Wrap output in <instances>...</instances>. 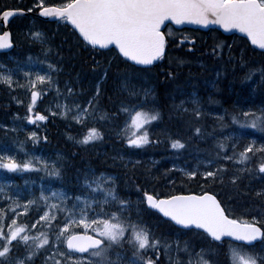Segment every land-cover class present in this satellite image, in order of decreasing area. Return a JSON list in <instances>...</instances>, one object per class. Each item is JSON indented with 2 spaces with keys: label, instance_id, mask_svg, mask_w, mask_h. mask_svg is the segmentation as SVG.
<instances>
[{
  "label": "snow or ice",
  "instance_id": "1",
  "mask_svg": "<svg viewBox=\"0 0 264 264\" xmlns=\"http://www.w3.org/2000/svg\"><path fill=\"white\" fill-rule=\"evenodd\" d=\"M34 7L38 8L45 17H57L60 21L70 23L73 34L78 33L77 39L82 38L80 42L91 45L94 50L97 46L100 49L114 46L117 59L126 58L125 63L132 61L136 65H152L153 61L159 60L166 54L168 40L166 33L161 30L165 21H173L177 25L184 22L219 25L225 31L235 29L245 34L252 45L264 49V0H62L61 3L37 0ZM25 10L24 8L0 10V23L7 22L10 17L14 18L16 14H22ZM31 10L27 9V11ZM31 36L41 39L42 33L32 32ZM11 44L10 33L0 32V49L7 48ZM219 47L220 44H217L212 49L213 55H220L216 51ZM44 50L48 51L47 48ZM42 63L48 65L47 71L24 73L27 78L25 85L14 82L12 75L0 72V83L10 88L26 86L30 90L28 114L24 119L31 123L48 119L41 112L33 114L34 106L38 97L55 86L51 72L57 68V65L48 63L47 60ZM94 63L98 64V62ZM109 68L110 63L103 66L104 75L97 81L95 92L87 99V103L83 107L80 104L72 105L76 109L75 115L71 116L72 120L84 124L85 120L82 117L96 118L102 96L100 84L107 76ZM248 78L249 76L246 75L245 79ZM124 89L127 90V83L124 84ZM72 92L73 89L68 87L67 93ZM60 95L61 90L57 87V101ZM128 96L136 99L121 100L115 112H100V120L112 122L123 115L124 128L120 131L124 133L128 130L124 142L129 146L140 147L150 143V127L153 121L162 118L161 110L155 102V94L150 89H144L142 94L132 90L128 92ZM17 103L20 101L18 100ZM192 103L196 107L191 111L199 118L201 111L198 99L193 98ZM183 104L184 102L181 101L180 105L174 107L181 108ZM56 108L54 115L68 118L71 109L67 104L57 102ZM48 110L52 111L51 107ZM184 111L188 110L184 109ZM242 117L241 119V114H232V120L240 125L242 130L251 128L264 133V107L249 108L242 113ZM201 131L199 126L194 127L196 134H201ZM245 135L254 136V133L245 132ZM27 136L31 138L33 144L41 139L36 131L28 132ZM69 138H73L71 134ZM44 139L46 140L47 137ZM102 139L103 133L93 126L88 127L87 132L77 139L76 143L88 146L90 142ZM169 139L172 148L184 147L181 139L171 137ZM230 139L233 137L218 139L217 148H226L228 146L226 141ZM261 139L264 140V137ZM23 144L24 141H21L17 147L27 158L23 159V162H18L15 156L6 152L0 153V169L11 172L39 168L50 176L61 175V168L56 167L55 162L49 169L48 161L29 155L27 150L23 149ZM231 146L236 149V144ZM220 155L221 153L217 151V156ZM223 159L225 161L235 159L240 163L258 160L256 166L260 173H264V142L257 143L256 139H251L243 145L242 150L234 151L232 156L224 154ZM204 163L210 168L214 161L206 160ZM216 163L217 167L212 170L200 171L197 167L182 171L189 178L203 176L208 178L207 182L214 183L217 179L223 181L226 165L218 161ZM239 171L243 172L244 169L241 168ZM105 175L100 174V176ZM237 178V175L233 174L231 181L235 183ZM107 181L110 183L106 184L96 176L91 181L85 177L83 184L100 198L89 199V194L77 195L73 198L71 207L67 204V195L57 190L45 194L42 189L38 197L22 201L8 197L12 202L5 203L4 207L0 208V264H34V258L42 249L46 250V246L52 248L56 244H66L67 249L64 251L56 249L49 253L44 257V264H48L49 260H52L53 264H158L163 242L147 227L140 212L134 210L138 209L139 205H133L128 199L119 197L114 177L108 175ZM4 193V187L0 186V199L4 198ZM256 195H264V190L258 191ZM52 200L56 202L52 203ZM144 200L152 209L158 210L164 217L174 221L175 225L183 226L185 231L193 235L210 237V244L219 242V246H222L225 238H232L225 252L226 256L230 255L231 264H264V219L259 218L264 213L232 218L226 213L221 200L211 190H202L200 194L177 192L159 197L144 191L141 203ZM40 201L44 204V210L42 215L38 214V218L49 232L55 230L54 239L44 232H36L30 236L28 225L18 224L19 213L13 214L14 210L19 208L29 212ZM94 204L97 205L96 208L91 207ZM105 205H111L115 211H106ZM5 208L8 209L7 213ZM53 221L56 223L53 224ZM81 226L82 230H80ZM32 227L35 228V224ZM255 242L261 244L259 251L255 250ZM21 245H23L22 250H20ZM126 245L132 249V254L125 262L123 251L126 250ZM163 248L166 255L171 251L169 243H163ZM73 249L76 251H68ZM248 249L252 251L249 252ZM177 251H180L179 241H177ZM183 251L187 253L188 260L184 261L179 256L175 258L169 256L171 264H221L217 258L220 253L211 246L196 248L195 245L189 247L186 243ZM56 255L60 259H53ZM113 255L116 257L115 260L112 258Z\"/></svg>",
  "mask_w": 264,
  "mask_h": 264
},
{
  "label": "trees",
  "instance_id": "2",
  "mask_svg": "<svg viewBox=\"0 0 264 264\" xmlns=\"http://www.w3.org/2000/svg\"><path fill=\"white\" fill-rule=\"evenodd\" d=\"M33 2L34 0H0V10L8 8H24L27 10L34 7ZM61 2L62 0H46V3ZM37 10L38 8L35 7L34 11L37 12ZM30 28L33 32L39 31L42 33V36L41 39L34 38L38 44L34 43V47L28 48L26 45H29V43H24L20 37H25V30L29 32ZM11 31L14 36L13 38L16 46L15 51L11 56L0 55V69L3 66L11 67L4 62L5 57H8L9 59L12 57L13 61L19 65L22 64L21 66L31 65L33 62H37L47 69L48 65L42 63V61H45L42 59L49 58L47 60L48 63L57 65V68L52 70V74L56 78L58 88L59 83L63 81L65 82L67 79V81L73 82V97L76 95L77 89L87 81L91 84V88L88 89V96L90 97L93 95L97 81L102 75H104L102 71L103 66L110 63L107 76L100 84L102 96L99 100V112L96 113V125L84 123L81 125L82 128L79 129H77L78 125L71 126L72 130L75 129L73 131H76L77 135H84L87 132L88 127L95 126L103 133V139L101 141L90 142L88 146L77 144L76 139H79L78 137L72 139L69 138V126L53 124L54 121L59 122V120L54 119L57 117L53 116V118L49 117L46 120V124L39 123V126H37V133L41 139L38 143L34 144V148L35 150L48 148L49 151H56L58 149L66 151L64 164L60 168H65V171L67 172L75 170V178L72 179L70 183H67L69 175L61 173L59 177L62 185L61 187H63L69 194L72 193V195L76 194L78 191L76 189H78V186H81L82 182L79 181L84 173H86L85 171L90 172L92 169H95L94 172H96V174L88 176L90 180H92L94 176L98 177L103 171L113 174L119 197L128 199L133 205H139L141 217L147 227L149 229L152 228L151 231L163 243H169L170 245L171 251L166 255L163 243L161 244L158 264H171L169 256H172L174 249L176 248L175 243L176 240H178L176 237L179 230L173 227L170 223L162 221L159 216L149 211L145 206V202L144 204L141 203L144 191H148L159 197L162 195L176 194L177 192H196L197 194H200L202 190H211L213 194L217 195L218 199L221 200L226 213L232 216V218H240L242 216L250 217V215L264 213V195H256V190H264V186L262 185L264 182V173H260L256 166L259 161L254 159L251 162L240 163L235 161V159L228 161L223 159L224 154L232 156L234 151L238 152L242 150L243 145L249 140L256 139L257 143H260L261 138L264 137V133H260L256 129L246 128L242 130L241 126L234 123L232 120V114L236 113L234 110L235 106L238 107L237 114H241V119L243 117L242 113L239 111L240 107L244 105L254 107L252 109L264 107V54L253 50L245 39L238 37L227 38L217 31L201 33L189 30L177 31L168 28L166 31L168 39L166 56L154 67L150 69H140L132 66L128 62L125 63L121 57L117 59L114 50L101 52L81 43V40L77 39V34H73L72 28L66 21L49 24L30 17L18 18L12 24ZM28 40L31 41L30 38ZM41 41L45 43H42ZM217 44H220V47L216 49V51L220 53L218 56L212 54V49ZM45 48L48 49L47 52H45ZM30 54H34L36 57H29ZM19 57L28 59L26 61H20ZM66 58H68V61H65ZM69 61L71 62L69 63ZM180 61H183V63H180ZM94 62H98V64ZM69 66L70 77L65 76L63 72L65 67ZM209 74L210 77L206 82L205 87V84H203L204 77ZM246 75L249 76L248 79H245ZM125 83H127V90L124 89ZM144 89H150L151 92L155 94V102L161 110L162 118L158 121H154L153 125L150 127V143L140 147H132L124 142L125 134H122L121 138H116V134L120 128L124 126V124L121 123L124 120V116L120 115L118 119L108 122L106 120L101 121L99 113L101 111L103 112V109L110 113L115 112L121 100L134 101L136 99L128 96L129 91L135 90L142 94ZM3 91H7L9 94L15 93L14 87L10 88L5 84L0 83V93ZM55 91V87L49 89V94L46 96L47 101ZM194 93L196 94V99L199 101V105L207 110L213 109L212 113H216L219 116L218 119L214 120L212 117L208 119L205 114H201V116L197 118L194 116V113L181 109L182 107H185L186 104L191 103L192 105ZM0 97L2 98L5 96ZM89 97H87V99ZM87 99L85 101H87ZM115 99L118 100L116 106L114 105ZM181 101L184 102L181 108L174 107L175 105H180ZM93 103H96V101ZM14 107L15 105L9 106L4 109V111L12 113ZM35 112L36 109H34L33 114ZM206 119L209 120L210 127L213 128L214 131L199 126L202 130L201 138V136H199L200 134L194 132V127L198 125L197 123L204 122ZM60 122L63 121L60 120ZM55 126L58 129H56ZM1 130L2 129H0V144L5 143L3 139L6 137L5 132ZM225 132L229 134L224 135ZM245 132L254 133V136L245 135ZM210 133H212V135L208 136L207 134ZM158 134L160 136H158ZM214 136H221V138L233 137V139L226 141V144L228 145L226 148L218 149L217 141L212 138ZM44 137H47V139L45 140ZM169 137L172 139H181L184 143V147L179 149L172 148ZM204 137H207L208 139L210 138L211 140L209 141L207 138L205 140ZM27 138L31 140L26 134L25 140ZM66 138H69V140H65ZM198 138L201 140H198ZM203 140H205V142ZM105 142H107V144ZM112 142L114 144L117 143L118 146H114H117V148L122 151L127 149L135 151L137 154L151 156L155 160V163L152 164V168L155 171L152 177H148L142 165L120 168L118 166L111 167L110 164H103L106 163V161L109 163V158L97 157L95 155L97 153L96 148L97 146L107 145L104 149L109 151L108 149ZM64 143L65 145H62ZM193 143L195 145L194 147H197L196 149L199 148L201 150L204 147L205 150L203 149L200 152L193 151ZM232 144H236V149H233L231 146ZM210 145L212 146L209 148ZM74 147H81L84 150H88V164L71 163L74 156L72 148ZM83 147H86L87 149ZM93 147L95 149L89 150V148ZM212 148H214V150ZM14 149L19 154L23 153L17 145L14 146ZM217 151L221 153L219 157L217 156ZM200 158L201 160H199ZM17 159L18 162H23L21 159ZM198 160L199 162H197ZM206 160L214 161L212 169L217 167V161H221L219 163L226 165L223 181L217 179V181L213 183L207 182L208 178H204L203 176H199V178L184 177L175 170L173 165L179 164L185 166L187 169H192L194 167L201 168ZM99 162V166H104L98 167L97 165ZM76 167L78 168L76 169ZM241 168L244 169L243 172L239 171ZM20 172L21 171H17L13 174H19ZM234 172L240 179L237 178L236 183L231 181V176ZM39 174L40 172L38 170H32L27 179V185L31 186V189H33V195L31 198L39 196V187L37 186V183L39 182ZM162 175L164 178H161ZM14 176L15 178H7L9 184V192L6 194L7 196L10 193L21 194L23 191L21 184L18 182V179L21 177H18L17 175ZM180 176L182 177L181 179ZM157 177L158 180H155ZM50 178V175L45 176V180H49ZM248 178H252L255 183H251V180ZM243 180L244 183L242 184ZM249 184H251L252 187H249ZM248 197L250 202H256L253 204L257 207L256 209L252 207V204L247 203ZM104 208L106 211H115V208L111 205H105ZM42 213L39 215H42ZM259 218L264 219V215H260ZM38 219V214H35V208H31L30 211L25 214L24 218L20 219L18 224H27L29 234V228H31ZM55 223L56 222L54 221L53 224ZM150 225L156 228L159 232L153 227H150ZM47 233L52 239L54 238V230L52 232L48 231ZM169 234L171 235L169 236ZM185 237L182 239L179 238L180 251H183V246L186 244V240H188L187 244L189 243V247H192V245H195L196 248H199L200 246H209L205 243L207 238L204 235H193L192 233H189L186 234ZM210 246L220 253V258L218 259H220L221 264H231L230 256L224 255L228 243H224L221 247L219 244H211ZM127 248L126 245L125 249L127 250ZM22 249L23 245H21L20 250ZM51 249L52 248H47V246L46 250L42 249L40 254L34 258V264H44V257H46ZM184 255H187V253L185 254L184 252L182 256ZM112 258L115 260V255H113ZM128 258H130V256H128Z\"/></svg>",
  "mask_w": 264,
  "mask_h": 264
},
{
  "label": "rangeland",
  "instance_id": "3",
  "mask_svg": "<svg viewBox=\"0 0 264 264\" xmlns=\"http://www.w3.org/2000/svg\"><path fill=\"white\" fill-rule=\"evenodd\" d=\"M35 4H36V1H35ZM25 13H27V12H25ZM27 17H25V18H27ZM16 23H18V22H16ZM2 32H3V28H2ZM25 32H26L25 37H20V36L19 37H20V39L22 41H24V43H29V45H26L28 48L34 47V43L38 44L37 41L34 39V37L31 36V33L33 32V30L31 28H30L29 32H27L26 30H25ZM28 35H29V37H28ZM29 38H30L31 41L28 40ZM30 43H31V46H30ZM50 45H52V44H50ZM30 56H35V55L34 54H30L29 57ZM10 58L11 59L8 58V60L11 62V65H10L11 67H4L3 66V67H1V72L5 73V74L12 75L14 82H17L19 85H25L26 84V79L27 78L25 77L24 73H26V72L36 73L37 71L43 73L44 71H47V68H45L43 65H41V64H39L37 62H33L31 65L21 66L22 64L19 65L18 63L13 61L12 57H10ZM27 59L28 58L25 59L23 57L22 58L19 57L20 61H26ZM51 75L53 76L52 72H51ZM209 77H210V74L206 75L204 77L203 84H205L204 85L205 87H206V82L209 80ZM53 79H54V84H55L54 87L57 88L58 85L56 83L57 81H56V78L54 76H53ZM59 85H60L59 89L61 90V95L58 97V102L61 103V104H66L67 103L68 107L70 106L69 108L71 109V112L69 113L68 118L61 117L59 115H54L53 114L54 112L57 111V108H56V104H57L56 91L51 94V96L48 99V101L46 100V96L49 94V90L47 92L43 93V95L40 96L39 99L37 100V104L34 106V109H36L38 112L43 113L48 118L49 117L53 118V116H56L57 118H54V119L61 120L63 122H67L68 124L78 125V126L83 125V124L77 123L76 121L71 119V116L75 115V113H76V109L73 108L72 105H73V103L74 104H78V101H74L72 96L67 93V88L70 87L69 86V82L66 80L65 82L63 81ZM209 85H211V84H209ZM39 87L40 86L38 85L37 88H39ZM54 87H52L50 89H53ZM14 92L15 93H12V101L15 104V107H14L12 113H8L6 111H3V112L0 113V116H2V117H0L2 119V120L0 119V129H5V130L10 131V133L13 134V136H15V141L19 142L18 141V139H19V140L25 142L26 134L28 132H30V131H36L37 132V126H39V123H31L28 120L24 119V117L28 114L27 113V103L30 101V90L26 86L25 87L16 86V87H14ZM193 98H196V94L195 93L193 94ZM18 100L20 101V103H17ZM239 102H241V101H239ZM86 103H87V101L84 102V103H79V104L81 105V107H83ZM50 107H51L52 111L48 110ZM195 107H196V105H194L193 103L191 105V103H189V104H186L185 107H182L181 109L182 110L187 109L188 110L187 112H192L191 110L194 109ZM249 108L252 109L254 107H252L250 105H244V106L239 108V111L241 113H243L244 111H248ZM18 109H22V111L17 113ZM199 109L201 111V114H203V115L205 114L209 118L212 117V119H214V120L219 118V116L216 113H212L213 109L207 110V109L203 108L200 105H199ZM234 110L237 113L238 107L235 106ZM8 118H9V121H8ZM82 119L85 120V123L96 125L95 124L96 123V119H91L90 117H88V118L82 117ZM153 123H154V121L152 122V125H153ZM5 125L7 126L6 128H5ZM122 126H123V124H122ZM123 128H124V126L121 127L120 130L123 129ZM13 129H15V131H13ZM120 130L116 134V138H121L122 134H125V137H126L127 133H128V130H125L124 133H121ZM137 132H138V130H137ZM68 134H71V136H73V138L74 137L80 138L82 136V135H77L76 131H73L71 126H69ZM228 134L229 133H227V132L224 133V135H228ZM219 137L221 138V136H219ZM65 140H69V138H66ZM5 142H7V143L0 144V153L6 152L8 155H13L16 158L21 159L22 161H23V159L27 158V157H25L24 152L19 154L14 149V146H16L18 144H10L11 142H9V141H5ZM261 142H264V140L261 139ZM113 144L114 143L110 144L111 148L109 147V149H108L109 151L112 149ZM62 145H65V143L62 144ZM114 145H116V144H114ZM83 148H86V147H83ZM32 149H33V147L29 149V153L28 154L32 155V156L41 157L42 159L48 161L49 162L48 163L49 169L52 168L53 162H55L56 163V167H59V168L64 164L63 162H64V159H65V156H66V151L65 150L63 151V150L58 149L56 151H51V153H47V152L45 153L43 151H38V150H41V149H36L37 150V151L35 150L36 152L31 151ZM93 149H95V148L94 147L93 148H89V150H93ZM119 150H114L113 155H111L109 151L104 149L103 152H101V153L97 152L95 155L97 157H103V158L108 157L109 158V163H108V161H106V163H103V164H110L111 167H114L115 165L116 166L118 165V167H120V168H126V167H129V166L134 167V166L142 165L144 167V170H145L146 174L148 175V177H152L153 173H155V171L152 168V164L155 163V160L152 159L151 156H146V155L143 156L142 154H137L135 151H132V150L131 151L130 150H128V151L125 150L123 152H122V150H120V151ZM30 151L34 152V153H31ZM143 159H144V161H143ZM151 160H153V161H151ZM99 164H100V162L97 165L98 167H103L104 166V165L103 166H99ZM212 166L213 165H211V167L209 168L206 164H203V167H201V168L198 167V168H199L200 171L212 170ZM194 168H197V167H194ZM194 168H192V169H194ZM192 169H181V168H179L178 172L183 176L184 172L182 170H192ZM32 170H38L40 172V174L38 175L39 182L37 183V186L39 187L38 193H40V191L42 189L45 191V194L50 193L52 190L62 191L68 197L67 204H68L69 207H71L72 202H73V198L75 196H77V195L83 196L85 194H89L88 195L89 199L95 198V199L99 200V198H100V196L98 194L91 193V190L88 189L87 186L83 184V180L85 179V177H87L90 180V178L88 176L91 175V174L95 175V173H93L95 171V169H92L90 172L89 171H85L86 173H84V175L81 177V180L79 181V182H82V185L78 186V189H76V190H78L77 193L73 194V195H71L72 193L69 194L64 188L61 187L62 186L61 183H60L61 181L59 179H57L58 177L51 176V178L49 180H45V176L48 175V173L45 172V171H41L39 168H37V169H25V170H22L19 174L7 173L6 169H0V186L3 184L4 185L3 187L5 189L4 198L0 199V208L4 207L5 203L8 202L10 204L12 202L11 200L8 199V197H15L19 201H22L24 199H30L32 197L33 189H31V186L27 185V179H28V177L30 175V172ZM73 171L75 172V170H73ZM73 171L72 172H70V171L67 172V171H65V168H61V173H65V174L69 175L67 183H70V181L75 178V174H74ZM101 173H104L106 175L105 176H100ZM101 173L98 175V177H100L101 181L106 183V184L110 183L109 181H107V176L108 175L112 176V175L108 174L106 172H101ZM14 175H17L18 177H21L20 184H21V186L23 188V191H22L21 194L20 193H13V194L10 193L8 196H6V194L9 192V186L6 183L7 182L6 176L8 178H15ZM184 176H186V175H184ZM161 178H164V176L162 175ZM155 180H158V177ZM23 183H24V185L26 187L23 185ZM262 185L264 186V182H263ZM260 190L261 189L256 190V193L258 191H260ZM250 196H251V194H250ZM51 202L55 203L56 201L52 200ZM247 203L252 204V207H254V209L257 208L256 206L253 205L256 202L255 201H251L250 202L249 201V197H248ZM142 204H144V202ZM91 207L92 208H96L97 205L94 204ZM34 208H35V214L42 213L43 212L42 209L44 208L43 202L42 201L38 202L37 205L32 207V209H34ZM136 210L141 212L139 208L136 209ZM5 212L6 213L8 212L7 208H5ZM17 212L19 213V216L17 217V220L19 222L21 218H24V216H25V214L27 212H24L22 210V208H19V209H15L13 214H15ZM58 218L59 219H63V217H58ZM34 224H35V228H33V227L29 228V235L30 236L34 235L36 232L47 233L49 231V229L47 227H45L43 222H41L39 219ZM5 230H7V229L5 228ZM80 230H82V226H81ZM169 236H170V234H169ZM53 237H55V230H54ZM182 238H184V237H181L180 239H182ZM185 238H187V237H185ZM65 245L66 244L53 245V247L49 251V253L53 252L56 249H58L60 251H64V250H66ZM260 248H261V244L258 247H255V250L259 251ZM128 251H130V252H128ZM251 251H252V249H249V252H251ZM127 252H128V256H131L132 249L128 247L127 250L123 251V261H124V258L127 256ZM49 253L46 255V257L49 255ZM180 258L182 260H184V261L188 260V256L187 255L186 256L185 255L181 256ZM217 258H220V257L218 256ZM53 259H60V257L58 255H56V256L53 257ZM115 259H116V257H115ZM48 264H53L52 260H49Z\"/></svg>",
  "mask_w": 264,
  "mask_h": 264
},
{
  "label": "bare ground",
  "instance_id": "4",
  "mask_svg": "<svg viewBox=\"0 0 264 264\" xmlns=\"http://www.w3.org/2000/svg\"><path fill=\"white\" fill-rule=\"evenodd\" d=\"M35 1L36 0H34V5H35ZM34 8L35 7H33V8H31L32 10L31 11H25V12H27V13H30V15L28 16V17H30V18H33V14L35 13V11H34ZM34 12V13H33ZM27 17V18H28ZM18 18H25V17H16V18H14L12 21H11V23H10V29H11V26H12V24L14 23V21L16 20V19H18ZM36 19V18H35ZM19 22V21H18ZM0 26H1V23H0ZM2 26H1V30H0V32H2ZM12 43H13V45H14V48L11 50V51H9V52H7V53H0V55H7V56H11V54L15 51V43H14V38H12ZM43 43H45V42H43ZM187 46V45H186ZM182 47V46H181ZM191 48V47H190ZM184 49V48H183ZM181 52V51H180ZM253 55V54H252ZM193 56V55H192ZM49 59V58H48ZM48 59H43V60H48ZM68 58H66L65 59V61H68L67 60ZM70 60V59H69ZM96 61V60H95ZM4 62L6 63V64H8V65H11V62L8 60V57H5L4 58ZM71 61H69V63H70ZM246 62V61H245ZM74 66V65H73ZM77 67V66H76ZM80 67V66H79ZM190 67V66H189ZM251 69H252V67H251ZM1 70V69H0ZM263 70V69H262ZM72 71V70H71ZM79 71V70H78ZM163 71V70H162ZM168 71V70H167ZM170 71V70H169ZM245 71V70H244ZM64 75L65 76H69L70 77V66L69 67H65V69H64ZM186 72V71H185ZM75 74V73H74ZM73 74V75H74ZM79 74V73H78ZM244 74V73H243ZM257 74V73H256ZM255 74V75H256ZM68 77V78H69ZM66 78V77H65ZM85 78V77H84ZM264 78V77H263ZM145 79V78H144ZM68 80V79H67ZM71 80V79H70ZM73 80V79H72ZM78 80V79H77ZM166 80V79H165ZM66 81V80H65ZM163 81V80H162ZM56 82V81H55ZM69 82V81H68ZM62 83V82H61ZM72 83L73 82H69V86L72 88ZM84 83V82H83ZM92 83V82H91ZM263 83V82H262ZM261 83V84H262ZM60 84V83H59ZM67 85V84H66ZM60 86V85H59ZM60 88V87H59ZM91 88V84L89 83V81H87L84 85H82V86H80L78 89H77V93H76V95L73 97V94H74V92H72L70 95L72 96V98L74 99V101H78V104L79 103H84V102H86L85 100L87 99V97H89L88 96V94H89V92H88V89H90ZM74 89V88H73ZM90 91V90H89ZM177 91V90H176ZM9 92H10V90H9ZM126 92V91H125ZM7 91H3L2 93H0V96H5V97H0V113L1 112H3L4 111V109H6V108H8L9 106H12V105H15L14 103H13V101H12V94L10 93H8ZM127 93V92H126ZM174 94V93H173ZM232 94V93H231ZM66 96V95H65ZM69 96V95H68ZM92 96V95H91ZM121 96V95H120ZM127 97V96H126ZM52 98V97H51ZM69 98V97H68ZM170 98V97H169ZM38 99H39V97H38ZM54 99V98H53ZM108 99V98H107ZM235 99V98H234ZM104 100V99H103ZM112 100V99H111ZM118 100H114V105L116 106L117 104H118V102H117ZM58 102V101H57ZM67 102V101H66ZM93 102H95V101H93ZM107 102V101H106ZM47 103V102H46ZM64 103V102H63ZM71 103V102H70ZM67 104V103H66ZM74 104V103H73ZM239 104V103H238ZM70 107V106H69ZM115 109V108H114ZM20 111H22V109H18L17 110V113H19ZM89 111H91V109L89 110ZM103 111H104V109H103ZM99 112V111H98ZM102 112V111H101ZM0 117H2V116H0ZM91 118V117H90ZM207 118L208 119H210L208 116H207ZM1 119V118H0ZM92 119V118H91ZM2 120V119H1ZM8 121H9V118H8ZM54 121V120H53ZM52 121V122H53ZM209 120H205L204 122H201V123H197L196 125L197 126H202L204 129H207V130H210V131H214L213 130V128H211L210 127V124H209V122H208ZM212 121V120H211ZM122 123V122H121ZM53 124H56V125H59V124H63L64 126H74V125H71V124H68L67 122H60V120H59V122L57 121V122H55L54 121V123ZM211 125H213V124H211ZM54 126V125H53ZM215 126V125H214ZM59 127V126H58ZM196 127V126H195ZM213 127V126H212ZM55 128L56 129H58L56 126H55ZM61 128V127H60ZM65 128V127H64ZM63 128V129H64ZM79 128H82L81 126H78V128L77 129H79ZM157 128V127H156ZM162 128V127H161ZM160 128V129H161ZM164 128V127H163ZM65 129H67V128H65ZM76 129V130H77ZM215 129V128H214ZM223 129V128H222ZM68 130V129H67ZM66 130V131H67ZM73 130H75V129H73ZM164 130V129H163ZM162 130V131H163ZM1 131H4L5 132V134H6V137H5V139H3L4 141H9V142H11L10 144H18L19 145V143L21 142V140H19L18 139V141L19 142H17V141H15V136H13V134H11L10 133V131H8V130H5V129H2ZM65 131V132H66ZM157 131V130H156ZM226 131V130H225ZM71 132V131H70ZM158 133V132H157ZM163 133V132H162ZM161 133V134H162ZM120 134V133H119ZM63 135V134H62ZM208 136H211L212 135V133H210V134H207ZM214 135V134H213ZM158 136H160L159 134H158ZM162 136V135H161ZM198 136V135H197ZM199 136H201V134L199 135ZM201 138H202V136H201ZM205 138V137H204ZM207 138V137H206ZM206 138H205V140H206ZM212 138H214L215 139V141H217L220 137L219 136H214V137H212ZM200 138H198V140H199ZM77 140V139H76ZM201 140V139H200ZM205 140H203L204 142H205ZM207 140H211L210 138L208 139L207 138ZM110 141V140H109ZM202 141V142H203ZM206 142H208V141H206ZM214 142V141H213ZM212 142V143H213ZM5 143H7V142H5ZM56 143V142H55ZM106 144H107V142H105ZM113 143V142H112ZM196 143V142H195ZM198 143V142H197ZM211 143V142H210ZM57 144V143H56ZM199 144V143H198ZM203 144V143H202ZM205 144V143H204ZM241 144H242V142H241ZM116 145L118 146V144L116 143ZM197 145V144H196ZM199 145H201V144H199ZM209 145V144H208ZM112 146V145H111ZM117 146H114V144H113V147H112V149L109 151L110 152V154L111 155H113V153H114V150H119L118 148H117ZM195 145H194V143H193V150L194 151H198V152H200L201 150H203L204 149V147L200 150L199 148V150L198 149H196L195 147H194ZM203 146V145H202ZM201 146V147H202ZM212 145H210L209 146V148L211 147ZM33 147V149L31 150V151H34V152H36L35 151V148H34V144L31 142V140L30 139H26L25 140V142H24V144H23V148L25 149V150H27V152L29 153V149L30 148H32ZM58 147V146H57ZM105 147H107V145L105 146H97V148H96V151L98 152V153H101V152H103V150H104V148ZM122 147H124V146H122ZM127 147V146H126ZM200 147V148H201ZM206 147V146H205ZM63 148V147H62ZM111 148V147H110ZM207 148H208V146H207ZM206 148V149H207ZM213 150H214V148H212ZM212 149H210V150H212ZM72 150H73V159H72V161H71V163L72 164H82V163H84V164H88L89 163V160H88V150H84V149H82L81 147L80 148H78V147H74V148H72ZM125 150H127V149H125ZM205 150V149H204ZM212 150V151H213ZM30 151V152H31ZM38 151H43V152H47V153H51V151H49L48 150V148L47 149H42V150H38ZM53 151H55V150H53ZM64 151V150H63ZM70 151V150H69ZM120 151V150H119ZM128 151V150H127ZM131 151V150H130ZM34 152H31V153H34ZM123 152V151H122ZM169 152V151H168ZM63 153V152H62ZM215 153V152H214ZM71 154V153H70ZM109 154V153H108ZM125 154V153H124ZM169 154V153H168ZM204 154V153H203ZM106 155V154H105ZM71 156V155H70ZM108 156V155H107ZM144 156V155H143ZM182 156V155H181ZM141 157V156H140ZM66 158V157H65ZM70 158V157H69ZM199 158V157H198ZM149 159V158H148ZM153 159V158H152ZM182 159V158H181ZM167 160V159H166ZM196 160H197V158H196ZM199 160H201V158L199 159ZM199 160L197 161V162H199ZM143 161H144V159H143ZM142 161V162H143ZM151 161H153V160H151ZM172 161V160H171ZM174 161V160H173ZM195 161V160H194ZM193 161V162H194ZM219 162H221V161H219ZM258 162V161H257ZM64 163V162H63ZM194 164H196V163H194ZM116 166V165H115ZM118 166V165H117ZM76 168H78V167H76ZM87 168H88V166H87ZM110 168V167H109ZM74 169V168H73ZM89 169V168H88ZM120 170V169H119ZM168 170V169H167ZM73 171V170H72ZM175 171V170H174ZM254 171V170H253ZM74 172V171H73ZM176 172V171H175ZM234 174H236L235 172H234ZM6 178H8L7 176H6ZM182 177L180 176V179H181ZM239 179V178H238ZM248 179H250L251 180V183L252 182H254L255 183V181L254 180H252V178H248ZM240 180V179H239ZM20 181H21V178H19L18 179V182L20 183ZM181 181V180H180ZM183 182V181H182ZM7 183V185L9 186V184H8V182H6ZM236 183V182H235ZM244 183V180H243V182H242V184ZM82 185V184H81ZM236 185V184H235ZM1 186H4L3 184L1 185ZM237 186V185H236ZM249 187H252L251 186V184H249L248 185ZM249 194V193H248ZM7 196V195H6ZM14 196V195H13ZM23 197V196H22ZM22 199V198H21ZM8 203V202H7ZM145 206H146V204H145ZM146 208L149 210V211H151L147 206H146ZM44 210V208L42 209V211ZM150 227H153L152 225H150ZM154 228V227H153ZM159 228V227H158ZM150 229H152V228H150ZM155 230H157L156 228H154ZM166 229V228H165ZM158 231V230H157ZM159 232V231H158ZM157 232V233H158ZM164 232V231H163ZM169 233V232H168ZM158 235V234H157ZM168 235V234H167ZM171 235V234H170ZM173 235V234H172ZM160 237V236H159ZM200 238V237H199ZM167 239V238H166ZM196 239V238H195ZM201 239H203V238H201ZM186 240V239H185ZM169 241V240H168ZM187 241L188 240H186V243H187ZM190 241V240H189ZM205 241V240H204ZM185 242V241H184ZM202 242V241H201ZM206 243V242H205ZM189 244V243H188ZM221 247V246H220ZM182 248V247H181ZM225 249V248H224ZM226 251V250H225ZM128 252H130V251H128ZM128 252H127V256L124 258V261L126 262L127 260H128ZM186 254V253H185ZM225 255V254H224ZM186 256V255H185ZM188 256V255H187ZM223 257V256H222ZM220 260V259H219ZM226 260V259H225ZM229 263V262H228Z\"/></svg>",
  "mask_w": 264,
  "mask_h": 264
},
{
  "label": "water",
  "instance_id": "5",
  "mask_svg": "<svg viewBox=\"0 0 264 264\" xmlns=\"http://www.w3.org/2000/svg\"><path fill=\"white\" fill-rule=\"evenodd\" d=\"M30 13H25L23 12L22 14H16L14 18L16 17H27L29 16ZM40 20L42 21H45V22H58L60 21L57 17H45L43 16L40 12H38V14L36 15ZM13 17H10L9 20L7 22H3L1 23V26L3 27V31H8L10 33V38L12 40V35H11V32H10V23L11 21L14 19ZM169 25H172L173 27H175L176 29L178 30H184V29H192V30H200V31H203V32H208L210 30H218L220 31L221 33H223L225 36H233V35H238V36H241L243 38L246 39V36L245 34L243 33H239L237 30L233 29V30H230V31H225L223 28H221L219 25H200V24H195V23H189V22H184L183 24H175V22L173 21H165V24L161 26V30L164 31ZM82 39V38H81ZM249 43L251 44V42L249 41ZM91 46V45H90ZM256 50L260 51V52H263L264 53V49H260L259 46L257 45H252ZM92 47V46H91ZM14 48V45L13 43L7 47V48H4V49H0V53H7L9 51H11L12 49ZM114 48V46H109L108 49H100L98 46L96 49H99V50H110ZM165 56V55H164ZM163 56V57H164ZM163 57H161L159 60L157 61H153V64L152 65H136L135 62H132V61H128L129 63H131L132 65H134L135 67H138V68H143V69H148V68H151L152 66H154L155 64H157ZM123 58V57H122ZM126 59V58H124ZM146 205H147V202H146ZM147 207L154 211V212H157L162 218H164L166 221H169L171 223H173L175 225V222L174 221H170V218L168 217H164L162 213H160L158 210L156 209H152L149 205H147ZM176 227L180 228V229H183V226H179V225H175ZM184 230V229H183ZM203 230H201L202 232ZM210 238V237H209ZM211 239V238H210ZM232 238H225V240H231ZM259 242H255V245L258 244ZM69 251H72V252H75L76 250L73 249V250H69Z\"/></svg>",
  "mask_w": 264,
  "mask_h": 264
}]
</instances>
